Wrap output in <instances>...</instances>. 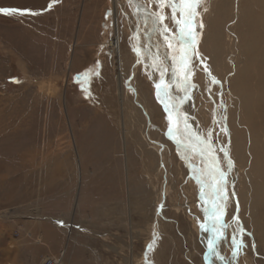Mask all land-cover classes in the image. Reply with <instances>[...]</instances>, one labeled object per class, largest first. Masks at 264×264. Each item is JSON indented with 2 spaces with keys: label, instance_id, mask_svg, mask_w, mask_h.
Wrapping results in <instances>:
<instances>
[{
  "label": "rangeland",
  "instance_id": "374dc122",
  "mask_svg": "<svg viewBox=\"0 0 264 264\" xmlns=\"http://www.w3.org/2000/svg\"><path fill=\"white\" fill-rule=\"evenodd\" d=\"M223 1L197 8L195 30L202 24L210 37L199 31L184 115L203 138L211 133L228 173L226 227L208 260L264 264V18L240 1L235 15L234 0ZM112 2L0 0V8L29 10L0 12V264L51 256L61 264H204L206 207L143 63L154 47L170 73L172 49L153 35L148 15L133 23L129 0H117L121 98L108 47ZM138 3L160 11L155 0ZM163 14L171 38V9ZM233 235L243 242L235 254Z\"/></svg>",
  "mask_w": 264,
  "mask_h": 264
},
{
  "label": "snow or ice",
  "instance_id": "6c2138e0",
  "mask_svg": "<svg viewBox=\"0 0 264 264\" xmlns=\"http://www.w3.org/2000/svg\"><path fill=\"white\" fill-rule=\"evenodd\" d=\"M160 11L152 13L150 18L153 24V30L158 31L168 48L172 49L176 55L171 56L172 60V73L173 83L177 89L184 93L185 97L188 96L190 88L194 85L190 84L191 67L190 61L193 55H199L195 52V46L198 41V35L195 32L196 17L198 15L197 8L202 0H155ZM130 6L134 7L137 11L142 8V5L138 3V0H129ZM51 7V5H49ZM168 7L171 9V18L176 26V32L169 38L170 29L164 20L166 19L163 14V9ZM0 12L5 14L18 13L24 15L29 10L19 9H7L0 8ZM179 13V16H177ZM35 14V13H31ZM148 19V17H146ZM203 26L202 24L200 25ZM179 44L181 47L177 49L175 44ZM138 54L139 48H134ZM153 66L156 67L161 74V80L155 84L157 89V98L164 104V109L168 113L169 128L167 134L170 138L176 140L178 145H181L186 151L194 153L200 157H203L204 167H193V171L196 173L195 179L200 185V197L206 203L210 204V208H206L205 212L208 213V220L211 227H206L205 224H201V228L205 231H212L213 238L208 242L209 252H215L216 244L223 238V229L226 225L223 222V216L225 214V207L227 201V175L228 173L221 167L218 157L215 155V149L211 142V133H208V138L205 139L200 135L192 132L191 127L187 123V117L180 113L179 104L175 102V99L170 95L169 86L164 83V74L168 71L163 67V62L160 60L159 54H155L153 57ZM205 71H208L205 68ZM212 83H218L213 78ZM183 103V100H180ZM174 114L176 119H174ZM183 116V128L178 125L181 123L180 117ZM174 126H177L174 132ZM187 141V143H185ZM224 152V158L226 160L227 169L231 170L234 166L233 161L228 155L226 149H221ZM238 223V217L234 218ZM242 233V229L240 230ZM232 244L234 248V254L242 247V240H238L235 235L232 236ZM152 246L150 245L149 248Z\"/></svg>",
  "mask_w": 264,
  "mask_h": 264
},
{
  "label": "bare ground",
  "instance_id": "6f19581e",
  "mask_svg": "<svg viewBox=\"0 0 264 264\" xmlns=\"http://www.w3.org/2000/svg\"><path fill=\"white\" fill-rule=\"evenodd\" d=\"M219 1V0H218ZM223 1V0H222ZM241 2V4H244V3H248V7L250 6L251 8H252V10L254 9V6H256V8H258V18L259 19H263L264 18V15L262 14L264 11V7H263V5L264 4H262L261 3V1L260 0H234V2L232 3V9H233V12H234V14L235 15H237V13H238V11H239V8H238V2ZM239 2V3H240ZM113 8L111 9V13H112V39H111V41H109L108 42V47H110V49H111V51H112V53H113V56H114V60H115V67H116V77H117V81H118V92H119V95H120V97L122 96V85H123V79H122V77H123V73H124V70L122 69V63H121V57H122V52H121V49H122V47H121V34H122V32H121V30H120V27H119V14H118V10H117V8H118V3H117V0H113ZM221 3H222V5H221ZM221 3H219L220 4V6H222V7H224V6H229V3H228V1L227 0H225V1H223V2H221ZM140 4V3H139ZM142 5V4H141ZM224 5V6H223ZM132 7V6H131ZM255 8V9H256ZM132 10H134L133 12H134V14L132 15V16H130L129 18L131 19V21L133 22V23H135V21H137L136 19H139L140 18V16H142V15H148L149 16V19H150V24H151V26L153 27V24H152V20H151V18H150V16H151V14L149 13V12H147V11H145L144 9H143V7L140 9L141 11L140 12H138L136 9H133V7L131 8ZM217 9V8H216ZM221 9V8H220ZM219 9V10H220ZM227 10V9H226ZM261 11H263L261 14H260V12ZM218 12V11H217ZM251 13V9L249 8V12L247 11L246 12V14H250ZM243 14V13H242ZM251 15V14H250ZM178 16H179V14H178ZM222 16V14H220L219 15V17H221ZM234 16V15H233ZM240 16V15H239ZM213 18V17H212ZM224 18V17H223ZM237 18H239V17H237ZM244 18H246V17H244ZM140 20V19H139ZM196 23H198L199 24V20H198V16L196 17ZM233 21V20H232ZM217 22V21H216ZM212 24V23H211ZM208 25V24H207ZM210 26V25H209ZM203 27L204 26H198L197 25V32H196V30H195V32L197 33V35H198V39H199V31L201 30H203ZM205 28V27H204ZM137 29H139V27L137 28V26L135 25L134 27H133V33H134V35H137V34H140L139 33V31L137 30ZM153 29V28H152ZM206 29V28H205ZM208 29V28H207ZM207 29L205 30V33L207 34ZM212 29V28H211ZM213 30H214V28H213ZM213 32V31H212ZM153 35H156V33H157V31H155V30H153ZM211 33V32H210ZM209 33V34H210ZM214 33V32H213ZM212 33V34H213ZM149 34V39H150V41H152L153 42V40H152V37H151V34L150 33H147V32H145V37H147V35ZM215 34V33H214ZM213 34V35H214ZM172 35V34H171ZM208 35V34H207ZM211 35V34H210ZM138 37V36H137ZM136 37V38H137ZM205 37H206V35H205ZM208 37H210L209 35H208ZM207 37V38H208ZM217 37V36H216ZM170 38V37H169ZM132 39V38H131ZM171 39V38H170ZM209 39V38H208ZM245 39V38H244ZM145 40H148V39H145ZM248 40V39H247ZM132 45L133 46H136L137 48H139L138 46H137V43L132 39ZM203 41V40H202ZM149 42V41H148ZM205 42H206V40H205ZM204 42V43H205ZM144 43V42H143ZM203 43V44H204ZM247 43V42H246ZM152 44V43H151ZM140 46H141V44H140ZM166 46V45H165ZM177 47V46H176ZM247 48V47H246ZM151 50V49H150ZM153 50L155 51V53H154V55L155 54H159V52H157L158 51V49H156V48H154L153 47ZM157 50V51H156ZM142 51H141V49H140V53H141ZM152 52V51H151ZM195 52H197V43H196V46H195ZM142 55V54H141ZM144 55V54H143ZM150 55H152V54H149V57H151ZM172 55H176V53L175 52H173L172 51V54H171V56ZM159 57H160V60L163 62V67L164 68H167V65H166V63L164 62V60H162V58H161V56H160V54H159ZM197 58H198V56H196ZM147 59V58H146ZM200 59V58H199ZM200 62H201V59H200ZM143 63H144V66L145 67H147V68H149L150 70H151V72L153 73V84H154V86H155V84H157V83H159L160 82V80H161V76H159L158 77V73L160 74V71L156 68V67H154L153 66V60L151 59V60H148L147 62H144L143 61ZM148 64V65H147ZM208 68V67H207ZM157 73V74H156ZM171 73V74H170ZM169 73V71L167 72V73H165L164 74V77H166L167 75L169 76V77H171L170 79H172L173 78V76H172V72H170ZM170 74V75H169ZM205 75L206 76H208L207 75V73L205 72ZM76 77H78V76H76ZM209 77V76H208ZM240 82V81H239ZM156 88V87H155ZM170 92V95L175 99V102L177 103V104H179V108H180V113H182L183 114V116H186V115H184L185 113H184V111H186L187 110V108L190 110L191 109V102H190V104H189V101L187 100V97H185V95H184V93L183 92H181V91H179L178 89H173L172 91H169ZM156 93H157V89H156ZM190 93V92H189ZM157 96V95H156ZM122 98V97H121ZM158 99V98H157ZM180 100H183V103H180ZM158 102L160 103V104H162V106L164 107V104L163 103H161V101L158 99ZM187 107V108H186ZM168 114V113H167ZM183 116H181L180 117V119H181V123L178 125V127H180L181 129L183 128V123H182V120H183ZM187 117V123H188V125L191 127V130H192V132H194V133H196V134H198V135H200L201 137H203L202 136V134H201V132H199V128L195 125V124H192L191 122V124L188 122V121H190L189 119H188V116H186ZM174 119H176V115L174 114ZM193 119V118H192ZM176 127L177 126H174V132H175V129H176ZM124 131V138H126L125 136H126V131L125 130H123ZM175 143H176V140H174V139H172ZM185 143H187V141H185ZM177 149H179V153H181L182 154V156H181V158L184 160V162L185 163H187V165H189L188 167H189V169L192 171L191 172V174H192V177H193V179H194V181L196 182V184L198 185V187H199V192H200V185L197 183V181H196V179H195V175H196V173L193 171V167H196V168H202V166H201V164H204V162H203V160H204V158L203 157H200V156H198V155H196V154H194V153H191V152H189V151H186L183 147H179V146H177ZM258 158V157H257ZM250 160V159H249ZM262 163V162H261ZM261 174V173H260ZM250 177H251V175H250ZM252 178V177H251ZM248 179H249V177H248ZM253 179V178H252ZM256 180V179H255ZM248 181V180H247ZM251 181V180H250ZM250 181H248V182H250ZM258 181V180H257ZM251 182H253V181H251ZM249 185V184H248ZM260 185V187H261V184H259ZM263 185V184H262ZM250 186V185H249ZM253 186V185H252ZM252 186H251V188H252ZM248 187V186H247ZM246 187V188H247ZM256 187H257V185H256ZM253 191V190H252ZM263 192H264V190H263ZM251 193V192H250ZM260 193V192H259ZM249 194V193H248ZM254 194V193H253ZM261 194V193H260ZM257 195V194H256ZM254 196V195H253ZM201 198V197H200ZM258 198V197H257ZM262 198V197H261ZM201 201L205 204V207L206 208H210V204H206L202 199H201ZM200 201V202H201ZM229 201V200H228ZM253 201V200H252ZM258 201H260V200H258ZM244 202V201H243ZM235 203V202H234ZM248 203V202H247ZM262 203V202H261ZM247 205V204H246ZM251 205V204H250ZM253 205V204H252ZM251 205V206H252ZM261 205H263V204H261ZM264 206V205H263ZM262 206V207H263ZM247 207V206H246ZM253 207V206H252ZM225 209H226V207H225ZM253 210V209H252ZM206 215L208 216V213H206ZM252 217V216H251ZM223 219V218H222ZM206 222H208V221H206ZM236 223V222H235ZM206 227H208V228H210L211 227V224L210 223H208V224H206ZM201 230H203L204 231V233H203V239H204V242H205V245H206V249H207V253L205 254V256H204V262H206L207 264H228V263H225V262H222V261H220V262H214V261H212L213 260V258H212V260L210 261V260H208V258H209V256H210V254L212 253H210L209 252V249H208V242H209V240L210 239H212L213 238V232L212 231H205V229L204 228H201ZM225 230V229H224ZM217 247V246H216ZM224 247V246H223ZM217 249V248H216ZM218 249H221V248H218ZM223 250V249H222ZM216 254V253H215ZM222 256V255H221ZM218 258V257H217ZM221 258V257H220ZM224 258V257H223ZM216 260V259H215ZM214 262V263H213Z\"/></svg>",
  "mask_w": 264,
  "mask_h": 264
},
{
  "label": "built area",
  "instance_id": "2783aa9c",
  "mask_svg": "<svg viewBox=\"0 0 264 264\" xmlns=\"http://www.w3.org/2000/svg\"><path fill=\"white\" fill-rule=\"evenodd\" d=\"M42 264H61V261L60 258L48 257L42 262Z\"/></svg>",
  "mask_w": 264,
  "mask_h": 264
},
{
  "label": "water",
  "instance_id": "95a60500",
  "mask_svg": "<svg viewBox=\"0 0 264 264\" xmlns=\"http://www.w3.org/2000/svg\"><path fill=\"white\" fill-rule=\"evenodd\" d=\"M205 256V255H204ZM204 264H207L206 262H203Z\"/></svg>",
  "mask_w": 264,
  "mask_h": 264
},
{
  "label": "crops",
  "instance_id": "0c3cea01",
  "mask_svg": "<svg viewBox=\"0 0 264 264\" xmlns=\"http://www.w3.org/2000/svg\"><path fill=\"white\" fill-rule=\"evenodd\" d=\"M52 257V256H51Z\"/></svg>",
  "mask_w": 264,
  "mask_h": 264
}]
</instances>
